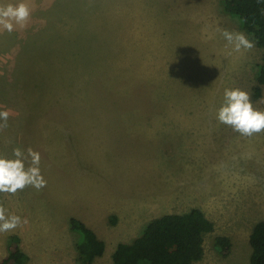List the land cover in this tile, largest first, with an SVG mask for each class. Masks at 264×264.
Here are the masks:
<instances>
[{"label": "rangeland", "instance_id": "374dc122", "mask_svg": "<svg viewBox=\"0 0 264 264\" xmlns=\"http://www.w3.org/2000/svg\"><path fill=\"white\" fill-rule=\"evenodd\" d=\"M223 1L0 0L32 8L25 28L0 30V156L39 152L47 181L0 194L27 221L0 233V263L18 246L28 264H77L75 217L106 243L95 264H114L117 246L152 220L199 208L215 230L198 264H250L264 220V133L243 137L216 114L236 88L264 111V90L253 98L264 50ZM222 30L254 47L232 51ZM218 236L232 242L222 255Z\"/></svg>", "mask_w": 264, "mask_h": 264}, {"label": "trees", "instance_id": "16d2710c", "mask_svg": "<svg viewBox=\"0 0 264 264\" xmlns=\"http://www.w3.org/2000/svg\"><path fill=\"white\" fill-rule=\"evenodd\" d=\"M222 12L237 19L256 46L264 50V0H224ZM263 90L264 59L256 75L253 98L261 99ZM70 230L78 235L77 264H95L97 258L104 256L105 241L87 224L73 217ZM214 230V223L199 208L184 214H167L152 220L131 242L120 243L112 260L114 264H198L204 257L205 238ZM19 242L18 236L11 238V244ZM250 246V264H264V220L255 225ZM212 247L222 255L232 248V242L218 236ZM29 261L27 254L15 246L0 264H28Z\"/></svg>", "mask_w": 264, "mask_h": 264}, {"label": "clouds", "instance_id": "9594fccd", "mask_svg": "<svg viewBox=\"0 0 264 264\" xmlns=\"http://www.w3.org/2000/svg\"><path fill=\"white\" fill-rule=\"evenodd\" d=\"M32 15V8L26 2L9 3L0 6V30L12 33L18 28H25ZM226 47L232 51L251 50L254 44L242 32L222 30ZM264 103V99L260 101ZM8 111H0V130L8 127ZM216 119L241 136L251 138L264 133V111L254 107L251 96L247 91L225 89L224 99L217 110ZM40 153L28 148L26 152L20 148L13 149L12 158L0 156V194L15 195L25 188L32 187L37 191L47 186L41 169ZM27 221L12 214L0 203V233L16 230Z\"/></svg>", "mask_w": 264, "mask_h": 264}]
</instances>
